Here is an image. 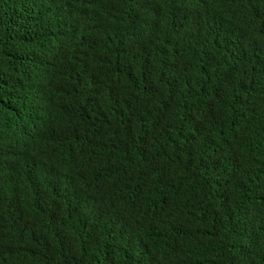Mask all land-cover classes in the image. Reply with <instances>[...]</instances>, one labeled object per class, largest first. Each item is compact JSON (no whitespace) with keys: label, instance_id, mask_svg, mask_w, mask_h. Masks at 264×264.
<instances>
[{"label":"trees","instance_id":"16d2710c","mask_svg":"<svg viewBox=\"0 0 264 264\" xmlns=\"http://www.w3.org/2000/svg\"><path fill=\"white\" fill-rule=\"evenodd\" d=\"M0 264H264V0H0Z\"/></svg>","mask_w":264,"mask_h":264}]
</instances>
